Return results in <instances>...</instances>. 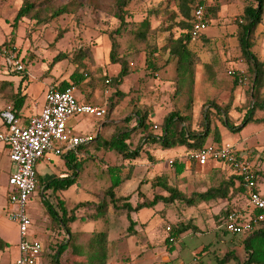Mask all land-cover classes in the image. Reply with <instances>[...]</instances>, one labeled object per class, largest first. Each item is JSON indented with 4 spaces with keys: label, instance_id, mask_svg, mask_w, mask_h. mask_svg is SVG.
Masks as SVG:
<instances>
[{
    "label": "rangeland",
    "instance_id": "374dc122",
    "mask_svg": "<svg viewBox=\"0 0 264 264\" xmlns=\"http://www.w3.org/2000/svg\"><path fill=\"white\" fill-rule=\"evenodd\" d=\"M69 0H60L61 3H65ZM81 5L77 11L73 14H63L55 19H52L46 24H33V21L24 17L21 18L13 26V19L20 7L22 0H0V48L4 52H9L7 45L13 47L12 52L18 54V58L22 57V65L25 71H28L29 77L27 86L22 85V89L26 91L29 98H34L40 96L43 90L49 88L50 86L58 85L63 79H68V76L73 71L74 66L69 63L66 59L55 63L51 68L49 64L52 58L57 53H67L71 54L80 47H86L89 50L90 57H86L84 61L87 63V68L85 72V80L83 86L89 87V85H97L96 89L101 94L103 89L108 90L109 93L106 95L107 100V112L103 119L111 118V121L104 124L105 130L100 132L101 139H108L114 132L116 126L125 127L130 129L135 125V120L131 119L125 121L124 118L133 114V111L138 108L147 113H151L153 120H150L154 124H158L157 120L160 116H164L168 111L172 109H177L180 112L187 114L191 119V126L194 128H199L200 121L202 120V114L205 109H210L212 114L211 128L214 125H221L219 120V113L216 112L210 103H215L216 105L223 107L225 104L231 103L235 105L236 111L233 112L232 109L229 110L228 117L232 123L237 122L243 116V111L249 104V86L251 81V75L247 71V65L244 58L241 56L239 50L238 40H237V27L241 21V12L246 3H253V0H212L211 5L219 6V11L214 18H210L209 27L206 32L198 35L196 43L201 47L205 46L210 42V38H206V33L211 31H216V29H225L224 34L216 35L214 40L215 43L220 44V48L224 51V54L229 53L227 57L223 58H209L208 64H204L198 58V63L195 67V81L192 93V103L190 108L187 105V89L188 85L185 83L182 87L181 93L174 96V90L176 87L175 76L172 83L165 81L164 87L157 89L155 72L164 68L163 65L166 53L162 49H158L165 43V38L172 33L173 36H177L180 32L177 28H172L170 32L160 31V27L167 26L168 22L164 19L165 17L161 13H157V16L150 12L151 9L155 7L157 9H162L166 5L169 11H174L176 13V1L175 0H130L127 7L130 13L127 21L130 24L129 28L134 30L138 27V23L145 17H148L150 21L151 28H156L160 26L151 33H148L146 37L148 42H141L137 40L132 31L123 32L120 37L115 36L118 47L117 56H122L128 63L126 59L128 56L133 54H139L141 52L145 53V56L155 47L157 50L153 53V58L155 60L156 66H159L157 71H150L146 68L144 74H140V70H134L135 74L129 76L127 81L123 83L124 85L112 84L111 80L106 83L108 78L103 71L105 63L109 62L108 53L110 50V40L108 33L112 32L118 26V21L108 15L105 11L98 9L93 10L89 8L85 0H78ZM59 31H62V37L55 40V37ZM221 31V30H220ZM256 35L259 36V40L255 45L250 48V50L257 55V58L264 61V12L262 16V22L256 28ZM256 42V41H255ZM5 43L3 46L2 44ZM191 43V42H190ZM214 43V44H215ZM191 48H196L198 46L190 45ZM212 46V45H211ZM3 47V48H2ZM212 49V48H211ZM1 51V52H2ZM214 51L211 50V53ZM196 54V52H195ZM4 56L0 53V85L2 81L8 76H15L14 80L20 79L23 76L21 73L9 72L7 69ZM91 58V59H89ZM136 59V58H135ZM242 60L244 62V67L242 70H236L234 68H239L234 62ZM233 61V62H232ZM174 63V62H172ZM170 63V64H172ZM168 66V65H167ZM175 66V63H174ZM29 68V69H28ZM53 70L54 76H51V71ZM7 71V72H6ZM241 74L243 79L237 83L233 84V73ZM49 79V84L47 86L41 84L42 79ZM166 85V87H165ZM103 88V89H102ZM0 108H3L9 101L5 98L4 88H0ZM159 94V98H156V94ZM264 94V89H263ZM144 96V97H143ZM139 99H138V98ZM144 99L143 106H141L138 101ZM110 103H114L112 111L109 110L108 106ZM121 103V104H119ZM235 103V104H234ZM117 104V105H116ZM116 105V107H115ZM115 108V109H114ZM156 111V112H155ZM242 112V113H241ZM257 117H264V113L257 112ZM88 124V122H86ZM199 126V127H198ZM261 124L249 123L243 130V136H247L249 139L264 140V129ZM157 130V129H156ZM260 131V132H259ZM230 138H237V132L227 131ZM93 138V136H91ZM140 134L134 132L131 134L130 148H134ZM208 143H211L209 140ZM82 156L76 157L80 162V170L78 171V177L80 182L85 186L84 193L79 194L80 200H90L97 202L98 196L101 191L106 188L109 184V177L106 172V167L109 165H118L121 162L120 156L114 151H104L100 148H95L92 143H88L86 146L81 148L80 151ZM146 155L144 151H141L138 157L139 168L136 172V176L142 179L149 180L146 176L147 171L144 173V167H141L143 163L140 159H144ZM152 163L151 160H148ZM173 158H168L165 161H161L158 168L154 169L155 173L159 172L161 174H166L170 180L174 177L172 168ZM256 175L264 172V157L258 159V162L254 164ZM134 169V168H133ZM36 172V187L35 191L31 197V206L29 208L30 218H31V230L35 234L36 238L41 244L40 256L44 258L46 264H53L51 256L54 254L57 246L60 243H67L66 247H69L73 254L80 257L76 264H86L87 251L86 244L93 232H104V228L108 223L105 222L109 215V212H105L103 216H99L95 219L91 218L94 215V209L91 207H82L76 211L78 216V224L74 227V230L68 236L62 230L57 228V226L50 221L46 207L42 204L43 200L49 202L54 207H58V200H62L64 206L67 210L73 207L76 203H67L65 194L61 191L55 193L50 190L42 193L39 182L41 179L54 177L56 174L61 177L62 174H69L70 171H62L61 166L56 163L55 160L48 161L41 159L35 166ZM133 173V170L131 171ZM145 174V175H144ZM232 174V171L226 168L223 171L222 178H227ZM214 181L211 186H215L219 183V178L210 180ZM187 184L188 181L185 180ZM133 181L127 182L130 185ZM259 185H264V178L260 177L258 181ZM151 184V181H150ZM205 183L195 184V187L200 188L205 186ZM146 187L149 184L146 182ZM193 185V184H192ZM145 187V186H144ZM151 188V187H150ZM153 189V188H152ZM2 190V189H1ZM186 192L191 190L190 187H186ZM159 191V189H158ZM148 192V191H146ZM156 191L149 189L147 197H151ZM76 197V195H74ZM240 195H237L239 197ZM94 197V199H92ZM239 200H243L242 196ZM92 199V200H91ZM239 200L230 202L227 206L221 207L217 202L216 204L205 207L202 203L194 208H185L186 206L181 205L179 202H173L172 204L163 206L160 204V210L154 213L152 219H148L146 223L147 226L140 230V237L136 238L130 237L135 235L136 232L130 233L127 231L126 227L128 225L127 219L124 217L123 222L119 219V216L124 214L122 211H110L112 214V221L116 223V231L113 233V240H108L107 246V259L106 264H137L139 262L151 263L152 259L157 263H163L162 255H167V245L165 244L166 226L172 227V225L177 222V219H183L191 215L189 218L194 222L196 220L200 221L201 231L190 232V236H183L179 238L176 243V247L181 249L180 255L177 258H173L169 264H192L191 252L196 248L208 246L213 251L215 250L219 240L223 239V243L208 256V261L211 264H215L213 254L229 253L235 249L231 250L230 247L224 248V243L229 242L234 244H240V239L242 235H231L229 233L223 232V225L219 224L223 220L224 212L226 208L233 209L239 206ZM220 208V209H219ZM153 211L149 208H143L139 211L138 216H145ZM211 217L213 219L215 226H211V222H205V219ZM101 219L100 221L98 219ZM116 218V220H114ZM149 222V223H148ZM71 224V223H70ZM70 226V225H69ZM82 230H78V229ZM134 229V228H133ZM87 230V231H86ZM8 239L12 245L18 244V234L14 226H9L8 229ZM106 233V232H105ZM217 235H216V234ZM107 239L108 235L106 233ZM114 236L116 238H114ZM139 239V240H138ZM83 251V253H82ZM147 252V254H145ZM240 253L239 249L237 254ZM224 254V255H225ZM198 259L199 254H197ZM236 255V254H235ZM239 255V254H238ZM153 256V257H152ZM194 256V255H193ZM152 258V259H151ZM60 259V258H59ZM204 263L200 261L201 264H209L207 259L203 258ZM85 261V262H83ZM232 261V260H231ZM64 259L61 262L64 264ZM229 264V263H226ZM231 264H233L231 262Z\"/></svg>",
    "mask_w": 264,
    "mask_h": 264
},
{
    "label": "trees",
    "instance_id": "16d2710c",
    "mask_svg": "<svg viewBox=\"0 0 264 264\" xmlns=\"http://www.w3.org/2000/svg\"><path fill=\"white\" fill-rule=\"evenodd\" d=\"M89 8L93 10L101 9L108 15L118 21V26L112 32L108 33L110 40V50L108 53L109 62L118 64L119 70L116 76L111 77L110 80L114 85H120L123 82L124 77L128 74V63L122 56H117L118 42L115 36L120 37L123 32L132 31L134 37L141 42H148L146 35L149 30L154 32L158 27L151 28L148 17H145L138 23V27L134 30L129 26L132 24L127 21L130 16L128 12V5L130 0H85ZM177 11H169L166 5L162 9H151L150 12L157 16V13H161L165 17V21L168 22L167 26L160 27V31H168L172 28L180 30L177 36H173L170 33L165 38V43L158 49H162L166 53L163 65L167 66L170 63H175V90L174 96L181 93L183 85H188L187 105L190 108L192 103V93L195 81V67L198 63V57L193 52L189 43L192 40L191 35V21L192 11L196 0H175ZM81 2L78 0H69L65 3H61L60 0H22L20 7L13 19V26L21 18H28L33 21V24H46L52 19L57 18L63 14H73L77 11ZM219 11V6L208 5L207 7V20L209 23L210 18H214ZM264 12V0H253V3H246L241 13V21L237 27V40L240 48L241 56L247 65V71L251 75V81L249 86L250 101L245 110H243V116L238 124L232 123L228 117L229 110L231 109V103L225 104L223 107L210 103V106L219 113L220 124L227 130L232 132L240 131L246 124H264V117H257L256 113L259 111L264 113V61H260L257 55L253 53L250 48L252 43L256 39V28L262 22V16ZM209 25V24H208ZM62 37V31H59L55 37L58 40ZM3 46L5 43L2 44ZM3 48V47H2ZM9 52H12L13 47L7 45ZM0 53L6 57V52ZM2 51V52H1ZM157 50L155 47L145 56V68L150 71H157L159 66H156L155 60L152 57L153 53ZM18 58V54L15 53ZM86 57H90L89 50L84 47H80L71 54L57 53L52 58L49 67L51 68L55 63L66 59L74 66L73 71L70 73L67 80L61 81L55 86L58 90H63L68 86H78L85 80L84 70L87 68V63L84 61ZM5 59V58H4ZM22 61V57L19 58ZM91 59V58H89ZM22 63V62H21ZM22 74L20 83L27 78L26 71L17 72ZM233 84L239 83V79H243L241 74L233 72ZM19 83V84H20ZM0 88H4L6 91L3 93L5 98L9 101L8 104L13 106L14 112L18 115L19 110L22 108L26 94L23 93V89H20V85L15 87L12 81H2ZM1 90V89H0ZM114 103H110L109 110L112 109ZM212 114L210 109H205L202 114V120L200 121V127L194 128L191 126L190 116L180 112L177 109L168 111L161 119L159 125L152 123L149 120V114L146 111L136 108L133 114L124 118L127 122L131 119L135 120V125L130 129L125 127L116 126L114 132L108 139H101L100 136L91 138L88 142L96 141L100 149L104 151H114L121 159L118 165H109L106 167V172L109 177V184L104 188L99 195L97 202L85 200L76 203L73 207L67 210L62 200H58V207H54L49 204L45 199L43 205L46 207L50 221L54 223L57 228L62 229L66 234L71 233L70 223L78 219L76 211L82 207H91L94 209V215L91 218L103 216L108 210V206L111 205L113 211L124 212L128 221L127 231L133 233L134 221L131 219L130 214L137 212L142 208H153L157 203H162L163 206L172 204L173 202L184 203L187 206L196 204L197 202L207 201L210 199H227L231 201L238 194L244 195V188L241 183L240 176L237 175L230 167H228L232 174L227 178L221 180L216 187H209L203 192H192L186 194L178 189V178L185 169L183 162L172 161L173 175L172 180L168 178L166 174L153 177L151 180V187H157L159 191L153 193L150 198H143L140 202H137L135 206H131L128 202L129 195L117 196L116 190L120 185L132 177L131 171L134 165L131 164L132 160L140 156L141 151L145 152L146 147H150L157 144L162 149L174 148L177 146H184L189 151H194L205 145L208 137H211L212 144L219 147L221 146L220 134L218 126L214 125L211 128ZM156 126V128H154ZM157 129V130H156ZM138 132L140 138L138 139L134 148H130L131 134ZM88 143L84 144L87 145ZM83 146V145H81ZM147 157H151L146 154ZM65 165L71 172L70 175L64 177H53L50 180L43 181L42 179L38 183L41 187L42 193L47 190L55 193L60 190H65L76 182L77 172L80 170V162L74 157L72 152H68L63 155ZM152 160V159H151ZM126 161V162H125ZM154 161V160H153ZM38 181H36L37 183ZM141 183H139L140 185ZM35 191V189H34ZM243 208L235 207L233 209L226 208L223 216V220L219 224L223 225L225 216L234 209ZM224 229V228H223ZM197 232L199 229L192 223L191 219H185L175 222L170 227L169 234L178 238L184 232ZM223 232L228 233L225 229ZM230 234V233H229ZM233 235V234H231ZM235 236V235H234ZM239 240L244 251V259L237 261L234 253L231 251L222 257H216L215 264H226L231 258L235 259V264H264V222L261 223L257 230H254L248 234L242 235ZM165 244L168 246V251L173 250L168 243L167 237L165 238ZM8 244L0 239V250L7 247ZM67 243H60L55 253L51 256L53 264L59 263V255L66 248ZM107 246L108 239L105 232H93L90 236L87 244V259L86 264H106L107 259ZM83 253V251H82ZM196 253L194 256H198ZM83 261V262H85ZM11 264V263H7ZM201 264V263H200Z\"/></svg>",
    "mask_w": 264,
    "mask_h": 264
},
{
    "label": "crops",
    "instance_id": "0c3cea01",
    "mask_svg": "<svg viewBox=\"0 0 264 264\" xmlns=\"http://www.w3.org/2000/svg\"><path fill=\"white\" fill-rule=\"evenodd\" d=\"M212 0H207L208 5H211ZM242 13V12H241ZM218 15V14H217ZM209 27V25H208ZM207 27V28H208ZM221 30V31H220ZM206 32V30L204 31V33ZM225 33V29L221 28V29H216V31H211L208 34L206 33V38L205 41L208 40L207 38H210V42H208L207 45L201 47L196 43H192L194 41H196V39L191 40V43H189V47L193 52H196L197 57L200 59V61L204 64H208V59L209 58H223L224 56L227 57L229 55V53H226V55L224 54V51L220 48V44L219 43H215L212 40H214L216 35H220V34H224ZM256 34V33H255ZM256 42H253V45H255L257 43V41L259 40V36L256 35ZM215 43V44H214ZM194 45V46H198L196 48H191L190 45ZM212 45V46H211ZM212 48V49H211ZM214 51L211 53V50ZM240 50V48H239ZM136 58V59H135ZM128 60V74L124 77L123 82L120 84V87L123 86L126 81L127 78L133 74H135L134 70L139 69L140 70V74H144L145 73V53L141 52L139 54H133L132 56H128L126 58ZM263 61V60H261ZM233 62V61H232ZM236 64L237 67L239 68H234L236 70H242L241 66H244V62L242 60H239L238 62H234ZM29 69V68H28ZM53 70L51 71V76H54ZM119 70V66L118 64H113V63H105L104 67H103V71H105V75L108 76V78L110 77H114L116 76L117 72ZM28 71H26L27 77H29ZM7 72V71H6ZM11 71H8V73ZM17 73V72H16ZM154 75L156 76V85H157V89H160V87H164V82L168 81V83H172L173 82V78L175 76V66L174 63L169 64L168 66H165L164 68L160 69L158 72H155ZM15 76H8L6 77L5 80H9L12 81L14 86L17 87L20 85V89L22 87V85L27 86V81L28 78L25 81H23L22 83H20V79L14 80ZM69 77V76H68ZM63 80H67V79H63ZM62 80V81H63ZM86 80H84L80 85L78 86H74L75 90H74V94L76 99L78 100V102L80 103H84V104H91V105H97V106H104L106 108V112H107V100L108 97H106V95L109 93V91L103 89L102 93L100 94L99 91L96 89L97 85H89V87L87 86H83V83H85ZM20 83V84H19ZM166 83V82H165ZM41 84L45 86H47L49 84V79H42ZM51 87H55V86H50ZM166 87V85H165ZM47 88L46 90L44 89L42 94L40 96L37 97H32L29 98L28 94L26 93L25 90H23V93L26 94V98H25V102L22 106V108L19 110L18 112V116L21 118V120L23 122H26L29 117L36 115L39 113L40 109L42 108L43 104H44V100H45V94L47 92V90L49 89ZM25 89V88H23ZM144 97V96H143ZM141 97V100L138 101V103L143 106L144 103V98ZM138 98V97H137ZM156 98H159V94L157 92L156 94ZM139 99V98H138ZM121 104V103H119ZM235 104V103H234ZM7 105V104H6ZM117 105V104H116ZM115 105V107H116ZM5 107V106H4ZM3 107V108H4ZM0 108V111L3 109ZM115 109V108H114ZM231 109L233 112L236 111V107L235 105L231 106ZM112 111V110H111ZM243 111V110H242ZM154 111L148 113L149 114V119L152 121H156L153 120V118L151 117V113H153ZM156 112V111H155ZM242 113V112H241ZM105 116V115H104ZM163 115L160 116V118L157 120L158 124L161 122ZM111 121V118L108 119H96L93 117H90L88 115H81V116H74L71 117L68 121L67 124L68 126H70L76 133L80 134V135H88V136H93L96 137L100 134V132L102 130H105L104 124L108 123ZM240 120H238L235 124H238ZM88 122V124L86 123ZM249 124V123H248ZM246 124L240 131H238L236 134L238 135L237 138H230L229 137V133L227 132L228 130L223 127L222 125H218V131L220 134V141L221 144H229L232 145L235 150L242 156L246 157L251 164L253 165L254 168V164H256L258 162V159L264 157V140L260 139L257 140V138L255 139H249L246 135L243 136V130L246 128V126L248 125ZM261 125H263V129H264V124L259 123ZM3 121L0 117V131L3 130ZM260 132V131H259ZM100 136V135H99ZM209 140L211 141V137L209 136L208 139L206 140L205 144H207V142H209ZM92 143V145H94L95 148H98V142L93 141L90 142V144ZM208 144H212L208 143ZM221 145V146H222ZM86 145L80 146L75 152H72L74 157H80L82 156L80 152L81 148H83ZM191 151L187 150L184 146H177L174 148H168V149H162L160 148L159 145L154 144L150 147H146L145 148V152L144 154H149L151 157H144V159H140L143 163H141V167H144V173L147 171L146 176L149 177V180L146 181V179H142L141 177L136 176V172L138 170L139 166V162H138V157L134 160H132L131 164L134 165V169H133V173H132V177L126 181H124L120 187L116 190V195L117 196H127L129 195V199L128 202L131 204V206H135L137 202H140L143 198H149L147 197L149 189L151 190V192L158 190L157 187L153 188L151 187L150 181L152 180L153 177L156 176H160L161 173L156 172L155 173V168L157 169L158 166L160 165L161 161H165L168 158H173L174 161L177 162H183L185 165V169L182 172V174L179 176L178 178V189L186 194H191L192 192H203L205 191L207 188L211 187V184L214 183V181L210 182V180H214L215 178H219V180H223L225 178H222L223 175V171L228 168L225 164H222L220 162H215V161H209L206 165L204 166H199L197 165L195 162L190 161L188 159V154ZM65 155V154H64ZM63 155H54L52 153H47L45 154L44 158L45 160L48 161H53L55 160L56 163H58L61 166L62 171H69L65 165V162L63 160ZM152 159V160H151ZM41 160V159H40ZM148 160H151L152 163H150ZM154 160V161H153ZM126 162V161H125ZM38 163V162H37ZM12 163L9 159V146L6 143H2L0 142V239L4 242H6L8 244L7 247H5L3 250H0V264H7V263H11L14 264V261L17 257V245H12L10 243V240L8 239V229L9 226H14L16 228L17 234H18V230H17V226L8 219L6 213H5V206L7 204V199H8V193L10 190V182H9V177L10 174L12 172ZM229 169V168H228ZM255 170V168H254ZM256 172V171H255ZM71 173V172H70ZM67 173H64L61 175V177H64L66 175H70ZM78 174V172H77ZM256 174V173H255ZM54 177H58L56 174H54ZM145 175V174H144ZM260 177L264 178V172L260 173V175H256V183H257V189L260 192V194L264 197V185H259L258 181L260 179ZM53 178V177H51ZM51 178H45L43 181H47L50 180ZM185 180L188 181L189 184H187L185 182ZM133 181V183H130L126 185L127 182ZM219 181V182H220ZM146 182L149 184V187H146ZM139 183H141L139 185ZM198 183H205V186H201L200 188L197 189V187H195V184ZM193 184V185H192ZM219 184V183H218ZM217 184V185H218ZM217 185L213 186L216 187ZM145 186V187H144ZM85 186H83V184L80 182L79 177L77 175L76 177V182L74 184H72L70 187H68L65 190H60L63 194H65V198L66 201L68 200L67 203H71V202H82L85 200H80L79 199V194L80 193H84V188ZM151 187V188H150ZM186 187H190L191 190H189V192H186ZM2 189V190H1ZM51 191V190H50ZM148 191V192H146ZM76 195V197L74 196ZM240 196H242L243 200H239L240 196L237 197V195L231 199V201H228L227 199H222V198H217V199H210L207 201H201V202H197L196 204H193L191 206H187L184 203H180L183 206H186L185 208H194L196 209V207L198 205H200V203H202L205 207H209L210 205L216 204L217 202H219L220 204V208L227 206L230 202H234V201H238L239 200V206L238 207H245L246 205V199L245 196L243 194H238ZM94 199V197L92 198ZM91 199V200H92ZM90 201V200H89ZM93 201V200H92ZM163 205V204H162ZM160 204L157 203L153 208H149L152 209L153 211H149V213L145 216H138L139 211L137 212H132L130 214L131 219L134 221V226H133V231L136 232L135 235L130 236L131 238L134 237L136 238L137 236L140 237V230L143 227H146L147 224L144 226L143 223H146V221L148 219H152V217L154 216V213H156L157 211L160 210ZM219 208V209H220ZM143 209V208H142ZM113 211L111 208V205L108 206V210L107 212H109L108 217L106 218L105 222L108 223L106 225V227L104 228V232L107 233L108 235V240H113V233L115 234L116 231V223H114L115 221H112V215L114 216L115 214H112ZM191 215L187 216L186 218L183 219H177V221H181V220H185V219H190ZM31 217V216H30ZM126 218L125 214H122L119 216V219L122 220L123 222V218ZM99 221L101 220L100 218L98 219ZM116 220V218L114 219ZM192 221V220H191ZM211 222V226H215L214 221L212 219L211 221V217L208 219H205V222ZM149 223V222H148ZM192 223L201 231L200 229V221L194 220V222L192 221ZM78 221L75 220L74 222H72L70 224V231L72 232L74 230V227L77 226ZM128 226V225H127ZM127 228V227H126ZM217 228V227H216ZM78 230H82L81 228ZM87 231V230H86ZM30 232L32 235L35 236V234L32 232V230L30 229ZM133 232V233H134ZM190 232H184L182 233L178 238L176 243L178 242L179 238L183 237V236H190L189 234ZM71 234V233H70ZM216 234V233H215ZM69 238V234H66ZM217 235V234H216ZM167 236V233H166ZM36 237V236H35ZM114 238H116L114 236ZM139 240V239H138ZM223 239L219 240V243L217 244L215 250L219 247V245L221 243H223ZM176 243L174 245H171V247L173 246V250L171 252L168 251V247L167 249V255H162V259H164L163 263H157L155 262L152 258V262L151 263H146V262H139L137 264H169L173 258H177L180 255V251L181 249L176 247ZM234 244L229 242H225L224 243V248H228L230 247L231 250H236L234 255L236 257L237 261H242L244 259V251L242 248L241 244H236V246H233ZM239 249L240 253L237 254V250ZM214 250V251H215ZM210 247H206L203 246L202 248H196L194 251L191 252V259L193 257L194 254L199 253V258L201 257L200 261L204 263L203 258L207 259L208 261V256L207 254L210 256L211 253L214 252ZM55 253V252H54ZM147 254V252L145 253ZM225 254V253H224ZM223 253L221 254H213L214 256V261L216 259V257H222L224 255ZM153 257V256H152ZM59 263L62 264L61 262L64 259V264H76L80 257L78 255L73 254L72 250L69 247H66L59 255ZM232 260V261H231ZM231 262L233 264H235V259L231 258L229 260V264H231ZM209 264L210 261H208ZM33 264H46V261H44V258H42V256L38 257L35 261V263ZM180 264H184V263H180Z\"/></svg>",
    "mask_w": 264,
    "mask_h": 264
},
{
    "label": "built area",
    "instance_id": "2783aa9c",
    "mask_svg": "<svg viewBox=\"0 0 264 264\" xmlns=\"http://www.w3.org/2000/svg\"><path fill=\"white\" fill-rule=\"evenodd\" d=\"M207 7V0H196L194 3L191 14L192 40L208 27ZM4 60L8 71H24L20 59L13 52H7ZM105 82L109 83L110 79H106ZM74 90V86H68L63 90L49 88L39 113L29 117L26 122L15 114L11 104L5 105L0 111L4 125L0 131V142L9 146V159L13 167L9 177L10 190L5 213L18 230L17 257L14 264H33L41 251L39 240L30 232L29 213L31 197L36 187L37 162L47 153L64 155L75 152L81 145L91 140L90 136L80 135L68 126L67 121L71 117L88 115L101 119L106 114L104 106L78 102ZM188 159L199 166H204L209 161L220 162L240 176L246 205L232 210L225 216L223 227L228 233L245 235L260 227L264 222V197L257 189L253 165L246 157L240 155L229 144L219 147L205 144L191 151ZM169 231L170 226H166V237L171 246L176 243L177 238L171 236ZM192 264H200L197 256L192 257Z\"/></svg>",
    "mask_w": 264,
    "mask_h": 264
}]
</instances>
